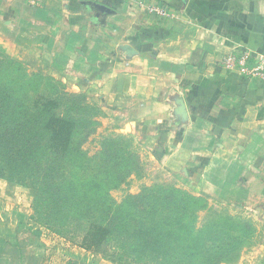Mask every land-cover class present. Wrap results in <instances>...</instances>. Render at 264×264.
<instances>
[{
    "label": "crops",
    "instance_id": "1",
    "mask_svg": "<svg viewBox=\"0 0 264 264\" xmlns=\"http://www.w3.org/2000/svg\"><path fill=\"white\" fill-rule=\"evenodd\" d=\"M158 1L169 15L134 0H0V43L29 27L48 36L52 57H67V76L150 114L164 157L190 160L184 170L203 179L201 193L264 207V82L225 63L244 51L264 59V0ZM17 227L0 235V264H38L39 253L27 261Z\"/></svg>",
    "mask_w": 264,
    "mask_h": 264
},
{
    "label": "trees",
    "instance_id": "2",
    "mask_svg": "<svg viewBox=\"0 0 264 264\" xmlns=\"http://www.w3.org/2000/svg\"><path fill=\"white\" fill-rule=\"evenodd\" d=\"M5 58L0 59V179L35 193V222L117 264H225L240 257L249 226L212 207L199 222L208 202L181 188L146 187L129 197L132 209L139 207L152 225L129 215L118 220L110 205L103 207L108 192L101 188L110 180L113 158H102L104 172L93 169L88 180L90 162L75 139L82 131L90 135L97 124L89 117L95 113L86 95H52L45 78L36 80Z\"/></svg>",
    "mask_w": 264,
    "mask_h": 264
},
{
    "label": "rangeland",
    "instance_id": "3",
    "mask_svg": "<svg viewBox=\"0 0 264 264\" xmlns=\"http://www.w3.org/2000/svg\"><path fill=\"white\" fill-rule=\"evenodd\" d=\"M152 1L148 4L143 0H134V6H149L151 10L152 7H159L160 4L166 3L158 0V2ZM45 28L46 25L37 27V31L42 33ZM72 38L68 36L66 41ZM47 39L48 36H42L34 28L29 27L18 38L16 37V40L13 36L9 38L7 44L0 43V59L6 56L5 64L8 61L15 63L36 80L40 77L45 78L47 80L45 88L52 95L60 92L86 95V104L90 105L95 113L90 114L89 117L97 124L90 135L86 136L82 131L76 135L75 139L81 144L84 161L90 162V170L86 174L88 180L93 174V169L98 173L100 171V174L104 172L102 158L107 160L113 158L112 165L109 164L110 180L101 182L103 192H108L105 198L106 204H103V207L110 205L117 214L118 220L129 215L152 225L153 221L146 218V214L139 211V207L138 210L132 209L136 206L129 197L141 193L146 187L181 188L208 202L207 208L199 211V222L207 217L206 214L212 207L215 210L229 213L239 223L244 224L239 225L249 226L248 235L240 243V257L232 263L225 264H264V207L261 205L262 201L238 200L235 204L225 203L201 193L198 189L201 185L198 182H202L203 179L198 174L194 175V171L190 168H187V171L184 170V167L190 164V160L178 161L174 156L169 158L170 154L167 158L164 157L162 136L153 123L148 121L150 114L131 109L129 105L132 99L124 100V106L119 108L121 105L116 106V104H121V101H114L110 96H102L105 95L103 93L106 90L109 91L106 86L86 87L84 81L77 75L67 76L71 74L64 71L67 57L64 58L63 53H60L53 58L49 47L44 45ZM60 41L63 42V39ZM193 184L196 186L193 187ZM34 194L28 188L0 179V235L12 233L15 225L18 224L16 232L23 240L24 251L30 254L27 257L28 262L34 261V256L30 257L33 253H39L38 264H117L102 256L101 253L92 249L80 248L73 244L72 240L69 241L60 235L53 234L34 220L31 221ZM212 194L215 192L212 191ZM185 237H187L186 234L183 235V238ZM184 243L186 244L185 241ZM47 256L50 257L48 263H46Z\"/></svg>",
    "mask_w": 264,
    "mask_h": 264
},
{
    "label": "built area",
    "instance_id": "4",
    "mask_svg": "<svg viewBox=\"0 0 264 264\" xmlns=\"http://www.w3.org/2000/svg\"><path fill=\"white\" fill-rule=\"evenodd\" d=\"M35 2L40 0H34ZM160 16H167L169 12L166 8L162 7H152ZM251 54L244 51L243 53L236 55L232 54L228 56L225 63L228 67L234 68L242 75L248 78H256L261 82H264V59L259 58L255 62L251 60Z\"/></svg>",
    "mask_w": 264,
    "mask_h": 264
},
{
    "label": "water",
    "instance_id": "5",
    "mask_svg": "<svg viewBox=\"0 0 264 264\" xmlns=\"http://www.w3.org/2000/svg\"><path fill=\"white\" fill-rule=\"evenodd\" d=\"M176 114L181 118L185 119L187 117V113L185 110V104L183 101H179L178 108L176 109Z\"/></svg>",
    "mask_w": 264,
    "mask_h": 264
}]
</instances>
